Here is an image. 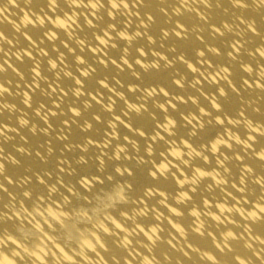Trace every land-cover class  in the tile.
<instances>
[{"label": "clouds", "instance_id": "obj_1", "mask_svg": "<svg viewBox=\"0 0 264 264\" xmlns=\"http://www.w3.org/2000/svg\"><path fill=\"white\" fill-rule=\"evenodd\" d=\"M0 264H264V0H0Z\"/></svg>", "mask_w": 264, "mask_h": 264}, {"label": "bare ground", "instance_id": "obj_2", "mask_svg": "<svg viewBox=\"0 0 264 264\" xmlns=\"http://www.w3.org/2000/svg\"><path fill=\"white\" fill-rule=\"evenodd\" d=\"M53 143H54V146L57 147L56 142L54 141ZM138 179L142 180L143 178L138 175Z\"/></svg>", "mask_w": 264, "mask_h": 264}, {"label": "rangeland", "instance_id": "obj_3", "mask_svg": "<svg viewBox=\"0 0 264 264\" xmlns=\"http://www.w3.org/2000/svg\"><path fill=\"white\" fill-rule=\"evenodd\" d=\"M57 147H59V145L57 144Z\"/></svg>", "mask_w": 264, "mask_h": 264}]
</instances>
